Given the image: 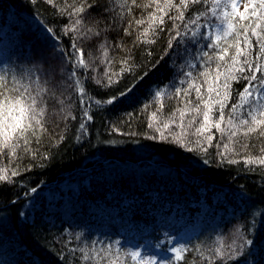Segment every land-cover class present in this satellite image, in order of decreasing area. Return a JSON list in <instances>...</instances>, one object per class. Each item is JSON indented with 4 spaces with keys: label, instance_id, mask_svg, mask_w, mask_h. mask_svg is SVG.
<instances>
[{
    "label": "trees",
    "instance_id": "16d2710c",
    "mask_svg": "<svg viewBox=\"0 0 264 264\" xmlns=\"http://www.w3.org/2000/svg\"><path fill=\"white\" fill-rule=\"evenodd\" d=\"M0 9L15 14L17 22L36 19L46 29L52 28L59 39L51 36L70 51L69 36L62 32L66 17L57 15L44 0H0ZM113 35L108 37L110 42ZM165 39L148 46L151 55L139 52L134 72L126 73L111 88L97 86L90 79L92 73L86 74L87 97L104 100L147 73L138 83L134 103L131 97L115 105L90 103L88 111L93 119L86 122L87 131L81 132L82 105L74 91L75 102L68 110L76 119H51L49 134L35 146L40 155L23 158L18 163L21 175L12 182H0V214L6 215L0 220V264H96L95 260L84 261L79 250L93 255V249L108 245L113 253L119 250L124 264H137L125 259L132 251L141 252L144 258L157 255L147 248L145 251V245L158 254H174L171 249L178 246L189 250L184 261L174 258L171 264H264V170H250L243 163H220L212 150L205 157L175 144L150 140L147 116H129L150 102V89L154 92L178 75L174 69V64H179L177 49L190 41L183 38L170 52ZM190 44L193 55L199 42ZM81 45L91 57L98 55L86 42ZM55 109L56 113L59 106ZM6 163L0 159V167ZM84 180L90 185H83ZM73 182L80 187L76 195H70V203L58 198L54 208L44 207L31 219L22 217L30 199L44 202L46 190ZM70 205L72 215L67 218L64 211ZM112 213L118 229L98 230L96 217ZM78 214L84 218L77 219ZM193 225L197 231L179 243L173 232ZM246 239L253 243L245 244L242 254L233 260L216 256L205 261L201 255L212 256L220 241L225 246L234 242L238 246Z\"/></svg>",
    "mask_w": 264,
    "mask_h": 264
},
{
    "label": "snow or ice",
    "instance_id": "6c2138e0",
    "mask_svg": "<svg viewBox=\"0 0 264 264\" xmlns=\"http://www.w3.org/2000/svg\"><path fill=\"white\" fill-rule=\"evenodd\" d=\"M44 2L66 17L62 32L69 36L70 51H60L72 65L67 79L82 105L81 132L87 131L86 122L93 119L90 103L115 105L130 97L134 103L138 83L147 76H137L135 83L100 100L87 97L82 79L85 72L92 73L90 79L97 86L111 88L126 73L134 72L139 52L151 55L148 46L161 39L166 38L170 52L183 38L193 44L206 41L199 43L191 60L185 58L178 65L176 79L154 92L150 89V102L129 116H147L150 140L175 144L205 157L212 150L220 163H243L250 170H264V0H112L111 4L104 0L103 5L100 0ZM47 31L59 39L52 28ZM81 42L98 55L86 58ZM62 97L63 93L57 96L40 84L39 77L25 84L22 79L0 74V159L11 164L0 167V182H12L21 175L18 163L23 158L40 155L35 146L49 134L53 107L59 105L55 115L62 120L76 119ZM203 162L209 163L208 159ZM27 167L25 164L24 169ZM252 243L246 239L238 246L235 242L225 246L220 241L212 256L201 255L205 261L216 256L233 260L242 254L245 244ZM111 249V245L93 249V255L83 248L79 251L84 261L124 264L119 250L113 253ZM171 251L179 262L189 250L181 246ZM127 258L137 264H156L154 257L144 258L139 251L127 253Z\"/></svg>",
    "mask_w": 264,
    "mask_h": 264
},
{
    "label": "rangeland",
    "instance_id": "374dc122",
    "mask_svg": "<svg viewBox=\"0 0 264 264\" xmlns=\"http://www.w3.org/2000/svg\"><path fill=\"white\" fill-rule=\"evenodd\" d=\"M9 12L5 13L0 9V68H3L0 74L7 75L10 78L22 79V82L25 84L32 83L36 77H39V83L51 88L56 92L57 96L63 93L62 98L66 99V102L71 107L75 102L73 100L75 94L74 89L71 87V82L68 81L67 77L70 69H72V65L65 60L60 51L61 49H65V47L55 40L46 27L41 25L36 19L17 22L14 17L15 14ZM190 43L184 42L177 49L178 52L175 58L178 59V65H182L185 58L191 60L193 47L190 46ZM199 43H202V41ZM185 49H187V52H185ZM86 54V58L91 57L89 52ZM178 65L174 64V69L177 72H179ZM86 74L88 75L85 72L82 77L83 80L86 78ZM176 78L177 76L174 77V79ZM69 97L71 98L70 101L67 99ZM55 108L56 106L52 108V119L56 116ZM83 185H90V181L84 180ZM79 187V184L73 182L63 183L56 190H46L42 194L45 201L39 202L36 198L30 199L24 206L22 217L31 219L38 210L44 207L49 209L54 208L53 202L57 201L58 198H64L70 203L73 200L70 195H76ZM206 200L207 198H204L202 201L206 204L205 208L208 209L209 205ZM72 206H67L64 211L67 218L72 215ZM5 216V214H0V220L4 219ZM76 216L80 220L84 218L82 214ZM96 220L98 221V230L102 227L109 231H116L118 229V224H115L114 213L107 216H98ZM196 231L197 228L193 225L192 227L186 226L185 229L177 233L173 232V234L177 237V241L181 243ZM140 248L142 250L144 248L145 251V248H147L148 251L156 253L157 255L154 257L156 264H171L175 258V255L172 253L171 255L169 253L166 254V252L158 254L156 250L146 245Z\"/></svg>",
    "mask_w": 264,
    "mask_h": 264
}]
</instances>
